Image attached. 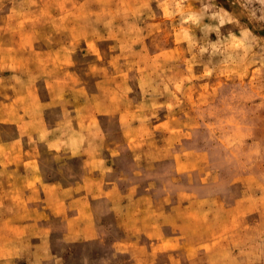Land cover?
Returning a JSON list of instances; mask_svg holds the SVG:
<instances>
[{"label":"rangeland","instance_id":"1","mask_svg":"<svg viewBox=\"0 0 264 264\" xmlns=\"http://www.w3.org/2000/svg\"><path fill=\"white\" fill-rule=\"evenodd\" d=\"M0 264H264V0H0Z\"/></svg>","mask_w":264,"mask_h":264}]
</instances>
